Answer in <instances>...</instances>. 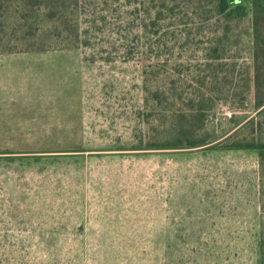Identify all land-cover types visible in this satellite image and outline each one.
Masks as SVG:
<instances>
[{
    "label": "rangeland",
    "instance_id": "obj_1",
    "mask_svg": "<svg viewBox=\"0 0 264 264\" xmlns=\"http://www.w3.org/2000/svg\"><path fill=\"white\" fill-rule=\"evenodd\" d=\"M215 1L0 0V264H264V163L212 147L258 117L255 12Z\"/></svg>",
    "mask_w": 264,
    "mask_h": 264
},
{
    "label": "trees",
    "instance_id": "obj_2",
    "mask_svg": "<svg viewBox=\"0 0 264 264\" xmlns=\"http://www.w3.org/2000/svg\"><path fill=\"white\" fill-rule=\"evenodd\" d=\"M245 0H216V11L218 15L232 20L246 14ZM254 7V37H255V76H254V105L253 109L256 110L258 117L253 116L246 122L237 124L235 132L226 138L220 140L217 144H214L213 148H221L226 150H253L257 151L260 156L261 164L264 163V0H252ZM203 96V97H202ZM201 100H197V107L192 108L195 114V118L201 119L206 110H209L212 106V99L202 95ZM191 110V111H192ZM187 116V115H185ZM195 121V120H193ZM190 122L194 125V122ZM190 126V125H189ZM250 128V136L244 138H238V135L243 130ZM190 127L184 125L180 130L183 134H188ZM216 140V141H218ZM183 142L182 139H178L175 143H162L157 147L159 149H181V148H196L210 144L207 139L201 140L191 137ZM186 145V146H184Z\"/></svg>",
    "mask_w": 264,
    "mask_h": 264
}]
</instances>
